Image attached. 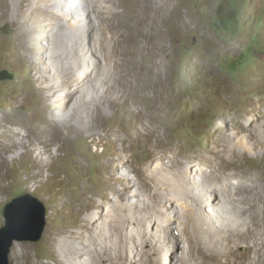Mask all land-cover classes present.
<instances>
[{
  "label": "bare ground",
  "instance_id": "1",
  "mask_svg": "<svg viewBox=\"0 0 264 264\" xmlns=\"http://www.w3.org/2000/svg\"><path fill=\"white\" fill-rule=\"evenodd\" d=\"M3 1L20 25L27 24L31 17V25L35 24L38 12L47 15L49 11L43 3L59 7L62 13L55 17L56 22L67 19L68 29L59 25L50 46L31 50L32 54L40 50L41 65H51L45 68L51 74V84L46 85V76L35 73V77L41 81V93L51 86L55 100L51 109L62 108L57 117L68 123L67 129L77 133L82 124L89 128L99 109L106 117L109 110L117 112L118 102L122 101L129 117L135 118L128 135L132 143L139 141L143 149V155L136 154L125 145L126 139L120 145L122 131L113 132L115 151L104 165L107 173L113 169L118 175L113 178L107 174V187L117 199L110 198L108 192L96 193L85 210L78 211L82 215L77 222L47 234L46 243L53 249L50 262L38 260L34 264H264V169L252 170L240 161L260 156L264 160V131L256 132L258 126L264 125V101L248 103L238 115L227 113L225 130L195 129L205 135L207 152L191 153L179 144L165 142L167 127L181 121L179 111L183 104L168 103L171 111L179 114L178 118L164 122L161 119L160 124L155 121L154 111L147 114L146 109L135 110L127 104L129 95L133 96L139 87L133 81H138L140 75L127 80L118 76L122 74L118 61L123 60L131 40L130 35L119 30L121 23L114 21L119 15L115 10L118 2L0 0ZM147 2L134 0V7L124 20L127 28H135L141 16L153 19L154 6ZM75 8L89 19L85 29L71 23ZM106 10L113 14V23L108 26L112 29L110 35L102 19ZM92 14L99 19L97 25L90 20ZM77 22L80 24L81 20ZM83 31L91 40L82 36ZM41 39L38 37L36 42ZM134 44L133 55L148 49L136 38ZM19 49L26 52L22 46ZM124 82L122 91L118 85ZM99 87L104 88L102 94ZM105 103L107 107L102 106ZM162 106L155 102L156 109ZM72 122L80 127L69 124ZM1 127L4 129L0 143L5 155L25 145L19 130L7 124ZM4 135L13 139V145H8ZM128 171H134L137 179L131 178ZM105 205L108 206L104 208ZM177 229H181L188 243L182 256L184 245L173 234ZM16 257L19 255L15 254Z\"/></svg>",
  "mask_w": 264,
  "mask_h": 264
},
{
  "label": "rangeland",
  "instance_id": "2",
  "mask_svg": "<svg viewBox=\"0 0 264 264\" xmlns=\"http://www.w3.org/2000/svg\"><path fill=\"white\" fill-rule=\"evenodd\" d=\"M115 1L120 4L115 7L120 16L114 21L121 23V32L131 36L128 54L118 61L122 73L118 76L123 75L127 80L137 73L140 75L138 81H133L139 87L133 96L129 95L128 106L135 110L146 109L147 114L154 111L155 121L160 124L163 119L164 122L178 118L179 114H174L168 103L183 104L179 111L181 121L175 126L168 124L166 143L179 144L194 154L206 153V137L195 129L225 130L227 113L238 115L248 103L264 101V0H166L165 3L158 0L154 4L148 0L147 3L154 6L153 19L141 16L132 29L126 27L124 20L134 7V0ZM43 4L49 11L47 15L38 12L35 24L31 25L34 18L31 17L27 24L20 25L7 2H0V123L19 130L25 143L17 152L6 155L0 143V229L5 223V205L18 196L31 194L46 209L42 238L37 242H15L10 264L50 262L53 249L46 243L49 232L77 222L82 215L78 211L85 210L96 193L108 192L110 198L117 199L107 187V174L113 178L118 175L113 169L107 173L104 165L115 151L116 139L112 134L116 129L122 131L120 145L126 139V146L143 155L140 142L132 143L128 135L135 118L129 117L122 101L118 102L117 112L109 110L106 117L99 109L87 129L84 124L80 127L69 123L80 127L77 133L68 130V123L57 117L63 112L60 106L51 109L55 104L52 88L41 93V81L35 77V73L46 76V85L51 84V74L45 70L51 65H41L40 50L38 54H32L31 50L50 46L58 26L62 24L68 29L69 24L65 18L55 21L62 13L59 7ZM75 10L71 23L84 28L89 19ZM92 15L90 20L97 25L99 19ZM112 16L110 10L102 15L108 35L112 31L108 28L113 23ZM81 34L86 35L87 41L91 40L89 34L84 31ZM38 37L42 39L36 42ZM135 38L147 45L148 49L142 54L131 53L136 47ZM121 84L118 88L123 91L125 82ZM99 89L102 94L104 88ZM155 102L163 104L160 110L154 107ZM102 106L107 107L108 103ZM1 124L0 136L4 129ZM261 131L264 125L256 128V132ZM3 138L8 145H13L8 135ZM240 161L252 170L264 169L261 156ZM128 174L137 179L134 171ZM119 187L122 186L119 184ZM173 234L184 245L182 256L188 244L186 237L181 229ZM15 254L19 257L15 258Z\"/></svg>",
  "mask_w": 264,
  "mask_h": 264
},
{
  "label": "water",
  "instance_id": "3",
  "mask_svg": "<svg viewBox=\"0 0 264 264\" xmlns=\"http://www.w3.org/2000/svg\"><path fill=\"white\" fill-rule=\"evenodd\" d=\"M4 225L0 229V264H10L15 242H37L46 227V209L31 194L8 202L3 209Z\"/></svg>",
  "mask_w": 264,
  "mask_h": 264
}]
</instances>
